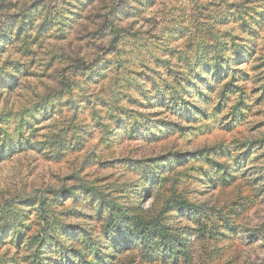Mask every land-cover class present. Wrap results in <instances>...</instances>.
I'll return each mask as SVG.
<instances>
[{
    "label": "rangeland",
    "instance_id": "374dc122",
    "mask_svg": "<svg viewBox=\"0 0 264 264\" xmlns=\"http://www.w3.org/2000/svg\"><path fill=\"white\" fill-rule=\"evenodd\" d=\"M41 1L42 5H45L43 6L45 12H49L52 18L54 16L56 18L59 13L68 28L71 24L68 21L74 11L72 7L83 16L82 20H77L75 27H88L90 21L84 20L87 17L86 11H90L92 7L96 11H104L108 3L112 2L106 0V3L98 2L94 6H87L89 0ZM142 1L145 2L139 10L140 15L132 24L129 46L124 50L120 49L119 55H116L119 61H127L128 68H131V63L134 62L136 69L139 70L137 62L153 61L151 55L158 56L161 60H170L172 63L179 61L181 64L185 55L192 59L198 54L201 60L208 59L212 53L211 49L207 48L202 53L197 43L210 37H203L201 31H208L215 38L224 32H229L232 37H248L244 29L233 23L230 17L234 10L233 4L241 3L242 0ZM241 9L243 14L250 13L257 18L256 13L264 10V0H249ZM131 21L133 19L129 20ZM260 29L261 39L255 44L253 55L247 57L246 63L239 65L236 63L232 68L238 71L235 75L239 79L236 84L245 87L252 105L242 123L230 125L227 117L232 103H229L214 121L195 123L196 127L202 129L201 132H193L184 138H180L178 133L170 132L155 143H151L141 137L128 138L127 131L118 128L113 129L110 135L103 136L99 133L98 127L90 126L89 129L93 131L91 136H88L90 130L84 125H90L92 120L89 113L84 111L80 112L79 118L85 119V122L79 124V127L80 130L85 128L87 133L81 132L84 134L76 138L77 145L68 141L63 142L60 150L62 154L56 157H52L50 153L58 154L60 140L51 139L53 137L51 134L66 127L73 106L83 107L81 105L90 100L92 95H99L107 80L105 82L102 79L100 67L96 70L98 72L88 79L80 73H72L69 76V85L73 88L71 97L65 90L59 97L51 95L45 96L43 101L38 100L37 93L43 95L56 89L51 71H54L59 62L53 60L55 58L51 57V52L61 43L56 32L41 31V35L32 42L31 53L21 60V63L26 64V70L19 74L15 89L12 92L0 90V112L10 108L16 112L27 105L36 106V110L41 108L42 102L49 105L50 99L56 100L51 105L50 113L37 117L30 124L22 121L25 128L19 140L27 146L22 147V150H15L10 156L0 155V264H14L16 260L21 264H27V254L23 247L16 248V245L8 240L10 233H13L10 226H19L16 232H23L26 235L36 232L40 227L39 200H46L49 205L45 207L48 213H57L59 204L63 202L57 200L56 191L70 187L81 188L82 183H88L105 193L125 188L123 200L125 203L136 208L148 209L155 204V198L150 196L151 189L147 190L146 183L142 184L137 177L126 173L128 169L126 165H119L113 160L149 157L169 150L185 153L213 146L223 149L222 153L214 157L219 163L240 165L236 180L228 186H223L215 180L211 182L204 178V175H196V172H193V178L186 180L179 190L196 207L190 212L175 211L169 214L168 223L182 231L183 247L191 259V264H264V101L257 102L261 95V87L264 85V21ZM67 33V40L63 43L67 50L66 54L73 57L82 56L84 48L78 51L80 44L73 35L74 31ZM135 43L137 47L143 49L140 52L141 60L136 56L138 53H133L130 49ZM236 43L242 45V42ZM145 47L148 49L147 55ZM18 49L19 45L16 48H9L2 55V59H6L10 53L19 56ZM76 51L81 54L76 55ZM231 52V50L226 52L222 48L221 55L228 60L231 57H240L239 54L233 56ZM178 55H182L181 60ZM114 58L111 53L104 57V61H113ZM181 64L172 66V71L178 72L183 69ZM113 76L108 74L107 78ZM139 112L153 111L139 109ZM137 119L134 118L135 121ZM130 121L132 120L126 124ZM206 123H209V127H206ZM14 125L16 122L10 121L8 131H14ZM129 177L131 181L126 187H119L118 184H124L125 179ZM81 194V192L77 194L75 210L87 213L83 209L87 200ZM112 197L117 195L112 194ZM72 201L70 198L66 204L71 205ZM235 214H238L236 218ZM46 215L44 211L41 217L44 218ZM227 220L231 229H224L223 237L220 235L221 226ZM70 223H75L83 229L92 228L95 230L91 231L92 237L96 239L99 236L101 225L98 220L74 219ZM213 225L214 228L217 226L221 230L214 234V239L209 238L207 234L203 237L199 232L200 228H205L207 233ZM108 243L109 241H105L99 251L103 255H113V260L110 259L111 264H186L182 255L177 258L160 255L155 261L146 262L140 247L117 248L115 251V248L110 246L107 250L105 248ZM88 260L92 261V264H97L92 260L90 253Z\"/></svg>",
    "mask_w": 264,
    "mask_h": 264
},
{
    "label": "trees",
    "instance_id": "16d2710c",
    "mask_svg": "<svg viewBox=\"0 0 264 264\" xmlns=\"http://www.w3.org/2000/svg\"><path fill=\"white\" fill-rule=\"evenodd\" d=\"M98 2L106 3V0H89L86 5L94 6ZM144 2L112 0L109 5L106 4L104 11H96L92 7L85 13L87 17L84 20L90 21L88 27H75L77 20H82L83 16L72 7L74 11L68 21L69 24L71 23L68 28L59 13L56 18L55 16L52 18L49 12H45L43 9L45 5H42L41 0H0V90L12 92L15 89L19 74L26 68V64L21 63V60L31 53L32 42L41 35V31L56 32L61 43L51 52V57L55 58L53 60L59 62L54 71H51L56 89L43 95L37 93L38 100L43 101L45 96L51 95L59 97L65 90L68 92L65 93L71 97L73 88L69 85V76L72 73H80L88 79L97 73L96 70L100 67L102 79L105 82L107 80L106 86H103V91L99 95H92L90 100L81 105L83 107L73 106L66 127L51 134L53 136L51 139L60 140L58 154L51 152L52 157L62 154L60 150L63 142L68 141L77 145L76 138L87 133L86 129L88 130L90 126L98 127L99 133L103 136L110 135L113 129L118 128L127 131L128 138L141 137L155 143L170 132L178 133L180 138L193 132H201L202 129L196 127L195 123L214 121L229 103H232L227 117L230 125L245 121L252 105L245 87L236 84L239 80L235 76L238 71L232 68L236 63L238 65L246 63L247 57L253 55L255 44L261 39L260 28L264 21V10L256 13L258 15L255 18L250 13L247 15L242 13L241 8L249 0L233 4L231 21L244 29L247 38L232 37L229 32L219 33L215 38L208 31H201L203 37H210V39H201L197 43L202 53L207 48L211 49L212 53L206 60H201L198 54L192 59L185 55L182 65L179 61L172 63L170 60H161L158 56L151 55L153 61L137 62L140 66L138 70L134 62L131 63V68H128L127 61H119L117 56L120 49L124 50L129 46L132 24L140 15L139 10ZM132 19L133 21L129 22ZM71 30L74 31L73 35L80 44L78 51L84 48L82 56L73 57L66 54L67 50L63 43L67 40L66 32L69 34ZM236 41L242 42V45H238ZM16 44L19 45L17 52L20 55L13 56L10 53L6 59H2V55L9 48H16ZM136 44L130 49L133 53H138L136 56L141 60L140 52L143 49ZM222 48L226 52L231 50L233 56L239 54L240 57L225 59L221 55ZM144 51L147 55L146 47ZM111 53L116 59L104 61V57ZM77 54L81 53L77 52ZM178 57L181 60L182 55ZM180 64L183 69L178 72L172 71V66ZM108 74L114 76L107 78ZM263 101L264 85L257 99L258 103ZM53 102L56 100L50 99L49 105L42 102L41 108L36 110V106L27 105L16 112L11 108L0 112L1 156H10L15 150H22V147L27 146L19 140L25 128L22 121L30 124L37 117L50 113ZM139 109L153 112L141 113ZM84 111L89 113L92 123L85 124L86 129L80 130L79 124L84 123L85 119H80L79 114ZM134 118L138 119L135 121ZM13 120L16 122L14 131H8L9 122ZM129 120L132 121L126 124ZM206 127H209V123H206ZM91 131L93 130L88 131V136H91ZM222 152L223 149L213 146L185 153L169 150L149 157L137 159L125 157L113 160L119 165H126L128 168L126 173L137 177L142 184H147V190L151 189L150 196L155 198V204L148 209L136 208L123 201L125 188L113 189L110 193H105L95 186L82 183L81 188L70 187L56 191L57 200L63 202L59 204L57 213H48L45 208L49 206L46 200H39L41 216L44 211L47 214L44 218L40 216L39 229L31 235H26L23 232H16L19 226L11 225L10 231L13 233H10L8 240L12 241L16 248L23 247L27 254V264H92V261L88 260L89 253L97 264H111L110 259L113 260V255H103L99 251L105 241H109L105 248L107 250L110 246L115 248V251L117 248L140 247L146 262H153L160 255L175 258L182 255L184 262L191 264V259L183 247L182 231L169 224L167 216L175 211L190 212L195 209L194 203L179 190L187 182L186 180L193 178V172H196V175H204L203 177L211 182L215 180L223 186H228L236 180V174L241 167L236 163L224 165L214 159ZM130 181L129 177L125 179L124 184L118 185L126 187ZM79 192L87 200L83 206L87 213H79L75 210ZM112 194H116L117 197L113 198ZM70 198L73 204L67 205L66 201ZM237 216L238 214H235L234 218ZM74 219L100 221L98 238L92 237L91 231H95L94 229H83L75 223H70ZM228 222L227 220L221 226L222 231L217 226L214 228L213 225L207 233L205 228H200L199 232L203 237L207 234L209 238L214 239V234L221 231L220 235L224 237V229H231ZM104 259L108 263H105ZM14 264L21 263L16 260Z\"/></svg>",
    "mask_w": 264,
    "mask_h": 264
}]
</instances>
